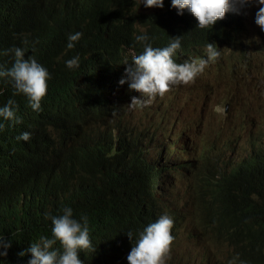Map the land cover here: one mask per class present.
Instances as JSON below:
<instances>
[{
    "label": "trees",
    "instance_id": "obj_1",
    "mask_svg": "<svg viewBox=\"0 0 264 264\" xmlns=\"http://www.w3.org/2000/svg\"><path fill=\"white\" fill-rule=\"evenodd\" d=\"M37 1L0 0V65L10 67L13 56L5 50L20 46L26 49L25 58L34 56L51 74L48 94L38 112L27 105L23 95H13L6 78H0V105L14 99L15 115L20 118L19 122L2 121L0 139L22 131L33 137L31 142H13L22 165L4 160L0 171L16 168L19 181H29L22 191L36 205V211L27 208L14 217V231L0 230V236L10 242L6 254L0 255V264H27L31 255L20 256L23 248L40 235L51 236V223L45 220L44 212L60 214L58 210L65 205L72 207L77 219L81 213L88 217L93 244L84 249L92 252L86 264H119L120 259L127 261L138 230L157 214L168 212L180 219L178 203L163 200L160 190L164 182L171 190L175 177L178 192H186L181 178L192 168L197 176L213 177L218 185L246 182V186L251 170L264 166L261 152L245 159L239 168L231 167L230 174L221 173L224 159L211 150L178 161L174 125L176 118L183 116L187 100L181 102L177 114L172 109L179 98L139 113L129 112L127 81L118 82L126 75L132 55L143 51L134 39L141 30L148 34L153 47H163L172 36L180 35L181 48L174 55L182 62L209 42L242 46L264 43L260 27L250 37V24L241 11L226 12L213 26L197 28L190 12L178 14L171 3L151 10L137 0H46L43 7L32 11ZM76 31L82 36L73 48H66L67 34ZM74 56L79 57L78 66L66 67L64 61ZM196 123L202 126L200 119ZM229 123V117L219 120L213 134L228 130ZM41 138L65 143L58 168L49 164L37 147ZM157 147L162 150L154 151ZM0 187L12 189L13 185L0 183ZM202 203L207 209L253 225L257 242L264 245V181L252 185L233 204L217 205L205 198ZM5 207V200L0 198V214ZM128 230L133 239L128 237ZM4 251L0 247V252Z\"/></svg>",
    "mask_w": 264,
    "mask_h": 264
},
{
    "label": "clouds",
    "instance_id": "obj_2",
    "mask_svg": "<svg viewBox=\"0 0 264 264\" xmlns=\"http://www.w3.org/2000/svg\"><path fill=\"white\" fill-rule=\"evenodd\" d=\"M45 1L38 0L34 3L32 11L38 6L43 7ZM137 1L142 6L153 10H158L168 3L176 8L178 14L187 10L195 17L197 28L213 26L218 19L225 16L226 12L239 13L241 11L255 34L258 27L264 31V0ZM81 36L80 31L68 33L66 48H73L74 42L78 41ZM250 37H252L251 32ZM134 39L142 45L143 51L132 55V62L127 63L125 68L126 75L118 81L120 84L127 81L129 95L127 110L139 113L159 103L165 105L169 100L179 98L174 102L172 109L177 114L181 102L187 100V108L183 116L177 117L174 125L175 154H177L178 161L193 159L211 150L214 156L224 159V163L220 164L221 173L230 174L231 167L239 168L248 157L260 152L264 156V125L256 127L246 147L238 143L240 137L237 136L236 131V128H239L244 132L245 125H250L248 118L254 120L257 115L264 123L263 42L245 46L218 41L214 44L209 42L200 48L191 59L182 62L174 55L181 48L180 35L172 36L163 47H153L148 42V34L143 30L140 34H135ZM5 51L11 52L13 62L8 68L0 65V78H6V82L12 87L13 95H23L31 109L40 111L41 100L48 94L49 83L47 81L51 78V74L34 56L30 55L25 58L26 49L12 46ZM230 55L232 57L235 55L253 57V63L235 62L231 73L238 81L252 83L255 90L243 106L236 108L235 115L230 117V123L226 128L228 130L217 132L203 140L207 129V112L214 100V93H212L214 89L199 88L197 82L203 78L209 79L225 69ZM254 57L260 58V61L256 62ZM78 62V56L64 61L68 68L77 67ZM258 64H262L260 77L254 72L256 67L259 68ZM218 98L223 107L222 111L218 112L219 127V120L227 118L230 114L229 102L232 96L227 91ZM16 111L17 103L12 98L0 105V131L4 128L3 120L19 122L20 118L15 115ZM198 119L202 124L200 128L196 123ZM234 125L237 127L234 132H231ZM217 130H213L212 133ZM227 132L230 133L225 136ZM166 133L168 134L169 131ZM31 136L30 132L22 131L17 135L1 138L0 163L7 160L22 165L17 159L13 142H31L33 140ZM183 139L185 146L181 144ZM36 145L47 162L58 168L64 157L65 143L41 138ZM197 147L200 149L198 150ZM161 150L160 147L154 149L159 152ZM159 152H153V155L160 156ZM162 157L163 160L167 159L165 154H162ZM230 163L233 166H230ZM188 173L190 177L187 176ZM251 173H253L252 177L246 186L244 185L246 182L218 185L213 177L202 178L197 176L192 168H188L181 178V183L186 186L185 190H187L182 193L177 190L175 177L172 178L175 186L171 190H169L168 182H164L160 190L163 193V200L178 203L177 206L181 211L180 219L177 220L168 212L157 214L142 230H138L133 246L127 254V261L120 259L119 264H168L172 248H180L186 240L193 238L206 245V251L200 254L201 264H264V245L257 242L253 225L238 221L232 215L207 209L202 203V198H205L217 205L233 204L252 185L264 181V166L251 170ZM34 182L35 176L33 175V185ZM0 183L13 185L12 189L0 187V198H3L6 203L5 210L0 214V230L11 232L15 230L14 217L27 208L32 212L36 211V205L32 204L22 191V187L29 185V181L27 184L20 182L16 168L1 170ZM58 211L60 214L44 212L45 220H50L51 223V236L40 235L38 240L28 244L19 253L20 256L25 253L31 255L27 264H86V259L92 252L84 249L93 244L87 215L81 213L77 219L73 215L72 207L66 205ZM16 233L20 235L19 231ZM127 235L133 239L131 230L127 231ZM59 245L60 248L57 249ZM9 246L10 242L0 236V247L5 249L4 252H0V255H5ZM192 261L194 262L195 258L190 251L179 250L178 264H193Z\"/></svg>",
    "mask_w": 264,
    "mask_h": 264
},
{
    "label": "rangeland",
    "instance_id": "obj_3",
    "mask_svg": "<svg viewBox=\"0 0 264 264\" xmlns=\"http://www.w3.org/2000/svg\"><path fill=\"white\" fill-rule=\"evenodd\" d=\"M248 27L250 32L252 33V36H254V29L251 25H248ZM247 57H249V55H247ZM247 57H244L242 55H235L234 57H232V55H230L228 64L226 65L225 69L221 70L219 73L215 74L209 79L203 78L197 82V87L199 88L210 87L214 89V91H212V93H214V100L212 101L207 112V129L205 135L203 136V140L208 139L213 134L212 131L218 129V119L220 118L218 112H221L223 109L222 104L220 103V98H218L220 95L224 93L226 94L228 91L229 95L232 96V100L229 102L231 105L230 114L228 116L229 118L235 115L237 107L243 106L245 102L249 100V97L252 96L255 90L254 85L252 83H243V80L238 81L236 79V76L232 75L231 73V68L235 67V62L244 61L253 63V57ZM254 59L256 62L260 61V58L254 57ZM258 66L259 68L256 67L254 72L255 74L258 73L260 77L262 75V64H258ZM258 116L259 115H257L254 120L252 118H248L250 125H245L244 132L240 131L239 128H236L237 136L240 137V140H238L239 144L246 147L251 134L255 133L256 127L258 125H264L262 119ZM229 133L230 132H227L225 136L229 135ZM184 139L181 142L182 146H185ZM197 149L199 150L200 148L197 147ZM187 176L190 177L191 175L188 173ZM180 249H186L187 251L191 252L193 257L195 258V261H192L193 264H201L200 254L206 251V245L204 242L198 241L195 238L186 240L180 248H172L171 253L168 257V264H178Z\"/></svg>",
    "mask_w": 264,
    "mask_h": 264
},
{
    "label": "bare ground",
    "instance_id": "obj_4",
    "mask_svg": "<svg viewBox=\"0 0 264 264\" xmlns=\"http://www.w3.org/2000/svg\"><path fill=\"white\" fill-rule=\"evenodd\" d=\"M51 1H52V0H51ZM82 2H83V1H82ZM85 2H86V1H85ZM83 4H84V2H83ZM84 5H85V4H84ZM64 6H65V5H64ZM80 8H81V7H80ZM151 10H152V9H151ZM78 11H79V10H78ZM86 12H87V11H86ZM86 12H85V14H86ZM145 12H146V10H145ZM149 12H150V10H149ZM153 12H154V11H153ZM141 15H142V14H141ZM155 16H156V15H155ZM30 18H31V17H30ZM150 18H151V17H150ZM151 20H152V19H151ZM137 21H138V20H137ZM146 21H147V20H146ZM152 22H153V21H152ZM148 23H150V22H148ZM148 23H147V24H148ZM142 24H143V26H144V23H142ZM142 24H141V25H142ZM151 24H153V23H151ZM149 25H150V24H149ZM148 27H149V26H148ZM24 28H25V27H24ZM140 28H141V27H140ZM29 38H30V37H29ZM128 66H129V65H128ZM23 142H24V141H23ZM22 144H23V143H22ZM23 147H24V146H23ZM26 150H28V149H26ZM28 153H29V152H28ZM32 155H33V153H32ZM29 156H30V155H29ZM18 161H19V160H18ZM79 171H80V170H79ZM80 172H81V171H80ZM58 173H59V171H58ZM81 173H82V172H81ZM24 183L27 184L28 181L26 180ZM25 255H27V253H25ZM25 255H24V256H25ZM79 257H81V256H79ZM117 262H118V261H115L114 264H117ZM24 264H26V261L24 262Z\"/></svg>",
    "mask_w": 264,
    "mask_h": 264
}]
</instances>
